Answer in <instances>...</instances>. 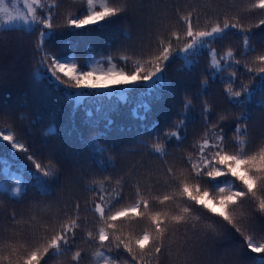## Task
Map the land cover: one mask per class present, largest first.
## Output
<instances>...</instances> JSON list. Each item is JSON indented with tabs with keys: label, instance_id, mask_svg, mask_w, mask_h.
<instances>
[{
	"label": "snow or ice",
	"instance_id": "snow-or-ice-1",
	"mask_svg": "<svg viewBox=\"0 0 264 264\" xmlns=\"http://www.w3.org/2000/svg\"><path fill=\"white\" fill-rule=\"evenodd\" d=\"M17 2L13 0V7L9 9L5 0H0V28L9 32L23 28L27 35L36 36L34 51L39 67L35 79H41L42 72L54 86V91L62 90L66 100L74 102L71 113L74 115L82 108L89 124L95 125V118L103 114L106 129L115 123L111 112L119 110L117 104L123 106L129 102L128 94L137 93V102L130 110L131 117L141 123L151 121L150 131L159 129V134L152 143L141 140L136 143L143 144L161 161L163 179L157 177L151 185H142L136 179L137 170L130 172L127 178H116L117 187L109 190L103 185H111L113 177L105 176L99 191L91 186L86 189L93 192L92 199L85 201L84 210L93 213L94 230L82 223L81 204L77 200L63 218L51 217L22 243L0 247V262L42 264L43 261L47 264L53 256L60 258L71 253L72 264H80L84 249L79 245L87 243L96 246L91 254L96 264H152L154 260L158 264L162 256L174 260L175 264H197L211 243L216 252L220 248L226 249L218 257L221 264L239 261L255 264L257 257L258 264H264V135L251 138L248 124L251 114L245 111L236 118L229 140L225 132L229 120L227 112H218L212 119L215 106L208 100H200L203 135L191 145L192 152L177 158L180 163L176 159L171 163L165 159L170 155L166 145L180 148L187 139L188 124L194 120L191 115L193 99L199 100L203 94L190 95V89L185 87L184 95L178 101L180 107L175 101L170 102L173 85L167 79L166 69L176 57L192 66L198 61L189 57H197L207 48L209 77L213 81L224 68L233 69L224 90L228 102L240 108L253 103L264 109V99H254L258 91L264 93V0H255L245 9L249 14L247 24L241 13L225 12L222 18L218 15L215 21L200 26L198 16L194 18L191 11L179 15L182 10L177 9L183 31L164 29L147 55L141 49L139 56L133 59L136 50L132 49V55H129V49L123 47L118 51L124 54L118 57L110 53L107 57L85 60L84 63L72 54H62L48 47L56 31H94L114 24L118 19H127L128 0H99V4L97 0H86V7H81L75 14L66 10L62 17L57 12L62 0H22L23 11L16 7ZM140 10L144 11L143 6ZM159 11L151 8L150 14ZM254 13H259V18L252 23L250 17ZM233 30L241 38L242 58L257 51L253 40L259 45V54L243 65L250 74L249 80L256 83L252 87L241 83L238 90L232 85L236 83L241 60L237 59L231 46L222 54L211 47L229 40ZM127 38L130 40L131 36ZM102 62L107 64L106 68L101 67ZM249 64L258 66L252 68ZM201 86L207 88L208 80H203ZM113 98L117 104L112 103ZM104 100L108 101L107 107ZM25 118L20 117L21 120ZM161 121L166 127L160 128ZM55 132L54 127L49 128L46 135ZM98 138L92 141L95 146L92 160L104 170L105 164L96 161V156L108 149L96 143ZM5 142L11 150V159L19 160L22 154L28 162L23 165V173L17 175L9 172L7 161H0L5 164V177L14 182L12 197L22 199L30 186L40 188L43 193V186L50 182L58 184L65 175L55 150L34 149L23 137L18 139L14 131L0 130V143ZM106 166L115 169L114 160L109 158ZM87 167L90 171L92 165L87 164ZM68 180L71 182V176ZM133 180L136 181L134 199L129 200L124 188ZM7 193L8 189L0 182V194ZM245 201L255 205L252 209L255 214L250 217L240 211ZM10 219L16 221L15 211ZM221 227L226 231L221 232Z\"/></svg>",
	"mask_w": 264,
	"mask_h": 264
},
{
	"label": "trees",
	"instance_id": "trees-1",
	"mask_svg": "<svg viewBox=\"0 0 264 264\" xmlns=\"http://www.w3.org/2000/svg\"><path fill=\"white\" fill-rule=\"evenodd\" d=\"M12 1L5 0L9 8H12ZM113 2H119V0H113ZM254 2L255 0H128L127 19H118L114 24L94 31L81 29L73 32L68 29H58L48 47L52 51L62 54H72L80 63H84L85 60H99L102 57H107L110 53L114 57H118L124 54L118 51L123 47L129 49L127 53L129 55H132V49H135L136 56H133L135 59L139 56L141 49L147 55L154 46L156 37L164 29L172 28L183 31V25L178 20L177 9L182 10L179 15L191 11L194 18L198 16L200 26L215 21L218 15L222 18L225 12L241 13L247 24L249 14L245 9ZM97 4H99V0H97ZM141 6L144 11L140 10ZM81 7H86V0H62L61 7L57 10L58 16L65 15L66 10L75 14ZM151 8H158L161 11L150 14ZM258 18L259 13H254L250 17L252 23H255ZM57 22L59 23V20ZM254 31L258 30L254 29ZM234 32L235 30L230 34L229 40L213 44L211 47L216 48L218 54H222L228 46H231L237 59L241 60L236 83L232 85L234 89L238 90L241 83L248 84L249 87L256 83L255 80H249L250 74L247 73L243 65L259 54V45L256 40H253L252 44L257 48V51L242 58L240 56L243 50L241 38ZM128 35L131 36L130 40L127 38ZM35 41L36 36L27 35L23 28L12 32L0 28V68H2V72H0V81H2L0 82V130L14 131L17 133L18 139L23 137L34 149H43L44 152L55 150L56 158L65 175H62L58 184L50 182L49 185L43 186V193L40 188L30 186L27 194L20 199L11 196L14 182L5 177L3 173L5 164L0 163V182H3L4 187L8 189L7 194H0V247L9 243H22L45 220L51 217L60 216L63 218V214L70 212L71 204L77 200L81 204L82 223L87 228L94 230L96 221L93 213L90 210H84L85 201L92 199L93 192L86 189L91 186L99 191L100 182L105 176L113 177L111 185L107 183L103 185L105 189L109 190L111 187H117L116 178L122 176L127 178L130 172L137 170L139 172L136 179H139L142 185H151L157 177L163 179L161 161L156 155L150 154L143 144L136 143L137 140L152 143L154 137L159 134V129L156 132L150 131L151 121L141 123L131 117L130 110L137 102V93L128 94L129 102L123 106L117 104L115 98L112 99V103L117 104L119 109L111 112V118L115 122L112 128L104 127L103 114L95 118V125L89 124L82 108L74 115L71 113L74 102L67 101L62 90L54 91V86L49 83L42 72L41 79H35V72L39 67L38 56L34 51ZM190 59L198 62L188 66L181 58L176 57L166 69L167 79L173 85L170 102L175 101L176 106L180 107L178 101L183 97L185 87L190 89V95L203 94L199 100L193 99L191 115L194 120L188 124L187 139L180 148L166 145L170 155L165 159L170 163L176 159V162L180 163L177 158L187 156L189 152H192L191 145L203 135L205 129L202 124L203 118L200 116V100H208L215 106V110L211 113L212 119H215L218 112H227L229 120L226 121L225 132L229 140L233 136L236 118L245 111L251 114V120L248 122L251 138L256 139L264 135V109L256 107L253 103H249L243 108L235 107L226 98L224 90L228 87L227 78L233 69L224 68L213 81L209 77L211 69L209 68L207 48L202 49L199 56L190 57ZM223 63L222 61V65ZM249 66L256 68L258 65L249 64ZM101 67L106 68L107 64L102 62ZM205 79L208 80V86L202 88L201 85ZM254 99L255 101L264 99V93L258 91ZM102 102L107 107L108 101ZM22 115L26 117L23 120L20 119ZM53 127L56 132L46 135L48 129ZM163 127L166 125L161 121L160 128ZM101 134L103 135L101 136ZM94 138H98L96 143L99 146L108 149L96 156V161L105 164L104 170L92 160V152L95 147L92 145ZM10 152L6 142L0 143V161H7L9 172L21 175L24 171L23 165H27L28 162L22 154L19 160L11 159ZM109 158L114 160L115 169L106 166ZM44 162L47 163V161ZM87 164L92 165L90 171ZM149 169L152 171L149 172ZM73 173L75 175H72ZM68 176H71V182H69ZM135 182L133 180L124 188L125 196L129 200L134 199ZM49 191L51 194H46ZM254 208L255 205L252 201H245L240 211L246 217H250L255 214L252 211ZM219 210L217 206V211ZM13 211L16 213L15 222L10 219ZM139 230L138 226L136 231ZM219 230L226 231L223 227ZM41 234H43L42 231ZM79 246L84 249V258L80 264H96L95 260L91 258L96 246L87 243H80ZM231 247L229 246V248ZM225 250V248H220L216 252L209 243L208 250L202 252L201 259L197 264H221L218 257ZM237 254L239 255V253ZM251 255L257 256V254ZM125 258H127L126 254ZM0 264H4V262H0ZM47 264H72L71 253L60 258L53 256L47 260ZM152 264H157V261H152ZM158 264H175V261L167 256H162ZM237 264H247V262L239 261ZM255 264H258V257Z\"/></svg>",
	"mask_w": 264,
	"mask_h": 264
},
{
	"label": "rangeland",
	"instance_id": "rangeland-1",
	"mask_svg": "<svg viewBox=\"0 0 264 264\" xmlns=\"http://www.w3.org/2000/svg\"><path fill=\"white\" fill-rule=\"evenodd\" d=\"M11 4H13V1H12ZM12 7H13V5H12ZM16 7L20 8V9L23 11V3H22V0H18V2H17V4H16ZM9 9H12V8H9ZM189 59H190V57H189ZM184 63H185V62H184ZM185 65H186V64H185Z\"/></svg>",
	"mask_w": 264,
	"mask_h": 264
}]
</instances>
